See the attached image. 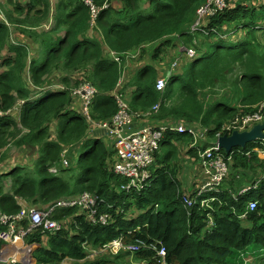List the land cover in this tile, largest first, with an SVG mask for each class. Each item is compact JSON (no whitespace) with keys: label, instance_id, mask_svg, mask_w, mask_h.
Instances as JSON below:
<instances>
[{"label":"trees","instance_id":"trees-1","mask_svg":"<svg viewBox=\"0 0 264 264\" xmlns=\"http://www.w3.org/2000/svg\"><path fill=\"white\" fill-rule=\"evenodd\" d=\"M8 1L13 8L6 20L13 23L14 13H24V17L17 20L21 26L17 36L22 41H9L8 27L0 22V161L12 141L16 148H29L37 156L28 166L31 170L21 165L0 172V212L18 213L20 201L43 209L87 192L97 196L96 217L103 214L110 219L106 225L96 224L78 207L55 212L52 219L62 223L61 230H35L27 235L24 240L38 247L22 264H115L107 257L89 260L85 251L86 245L101 249L113 241L138 246L132 254L146 264H159L154 250L158 248L165 249L171 264H231L236 251L250 244L264 247V179L258 188L239 194L264 172V161L254 150L263 149L264 141L234 147L229 153L221 149L228 173L219 193L205 194L215 195V200L206 207H184V194H194L196 180L192 176L198 169L203 172L197 150L189 148L192 135L165 132L160 146L169 147L162 160H157L158 151L155 153L150 186L127 192L121 189L125 181L110 169L114 151L98 146L100 138L89 132L91 126L81 114L82 99L73 94L84 82L96 88L90 104L93 120H110L118 110V93L130 112H149L148 122L201 124L214 140L236 115L264 106V0H227L226 8L205 18L203 30L196 32L186 26L195 20L196 9L205 0H148L147 8L140 0H122L121 9H101L95 26L85 0H56L52 26L39 32L35 27L50 15L49 1L29 0L24 5ZM91 1L102 7L111 0ZM90 28H96L101 38L89 37ZM176 34L178 38L171 39ZM28 38L37 45L36 50ZM174 41L178 44L171 46H192L195 56L188 61L180 58L177 71L168 75L167 88L157 91L155 82L163 74L152 62L159 61L163 46ZM152 43L149 61L136 67L123 83L125 58L136 54L141 60L145 47ZM177 54L187 57L182 48ZM176 55L164 67H170ZM218 81L230 87L229 98L205 103L209 94L204 91L213 90ZM50 85V89L57 88L50 90ZM127 88L131 89L128 97L124 94ZM158 103L153 113L151 109ZM89 136L88 147L84 143ZM78 144L86 148L78 154V170L72 175L69 167L60 168L59 164L69 146L73 149L68 157L79 153ZM199 146L203 150L210 142H199ZM182 147L187 150L178 158ZM2 165L0 162V169ZM180 172H184L182 179L191 178L192 189L185 188V182L181 187ZM250 200L257 201L251 211L247 208ZM129 211L136 215L127 217Z\"/></svg>","mask_w":264,"mask_h":264},{"label":"built area","instance_id":"built-area-1","mask_svg":"<svg viewBox=\"0 0 264 264\" xmlns=\"http://www.w3.org/2000/svg\"><path fill=\"white\" fill-rule=\"evenodd\" d=\"M85 3L90 7L91 21L93 22L99 14V11L106 8V3L102 7H96L91 0H85ZM226 6L227 0H205L196 9V17L192 22V32L202 31V21L207 17L214 16ZM188 54L193 56L194 50L189 49ZM168 79V77L158 78L155 82V89L163 92L167 88ZM76 89L73 90V94L79 95L82 99L81 114L91 126L89 132L91 130L102 131L104 135L110 136L113 139V147L116 152L111 159L112 164L110 169L115 176L125 181L121 189L127 192H139L149 187L152 175L150 167L155 162V153L159 150L160 142L165 132L170 131L192 135V142L189 148L192 147L198 152L199 163L203 169V180L199 188L193 190L194 194L192 197L184 194V207H191L197 204L206 207L209 205V202L215 200L216 196L206 197L205 194L220 192V184L228 173V166L227 160L220 153L221 149L218 146L217 138L223 134H231L233 130H249L254 124L261 123L264 120V106L261 105L253 113L236 115L228 125H223L221 131L215 135V139L213 140L209 139L206 135L208 131L207 127L201 124H187L181 121L169 122L167 124L148 122L145 118L150 115L149 112L145 114L130 112L128 103L118 93H115L118 110L110 120H93L90 112V104L97 94L96 88L91 83L84 82ZM158 108L159 103L153 106L151 110L153 113H156ZM205 141H209L210 146L202 150L199 142ZM72 149L73 147L69 146L62 152L61 163L65 167H69V161L66 156ZM255 151L258 153L259 159L264 161V148ZM51 171L55 172L56 169L52 168ZM263 179L264 172L255 183L242 188L239 194H245L250 189L258 188L259 182ZM96 202V195L84 192L78 198H63L43 209L25 204L22 205L21 210L16 214L7 215L0 212V241L9 248L5 251L6 253L0 256V264L16 263L13 256L18 254L17 252L19 251L17 248H19L26 236L35 230H40L43 233L59 232L62 228V223L52 219V216L60 210L78 207L79 211L90 214L94 223L99 225L108 224L110 219L106 218L105 215L98 214L96 217ZM256 206L257 201H248V210H254ZM240 217L244 218L245 214H242ZM208 224L212 226L213 222L211 218H209ZM18 240L21 243L16 246ZM114 242L120 245V248L130 253L138 249V246H123L119 241ZM103 247H106V245ZM11 250L14 252L11 253ZM154 250L156 251L159 264H171L166 260L164 248ZM251 258L252 256L244 258V261L251 262ZM142 264H146V262L142 261Z\"/></svg>","mask_w":264,"mask_h":264},{"label":"rangeland","instance_id":"rangeland-1","mask_svg":"<svg viewBox=\"0 0 264 264\" xmlns=\"http://www.w3.org/2000/svg\"><path fill=\"white\" fill-rule=\"evenodd\" d=\"M27 1H29V0H12V2H17V3H20L22 5H24ZM48 1H49V4H50V7H51L50 15L48 16V18L45 21H43L40 24V26L35 27V30L37 32H39L41 30H48L52 26V24L54 22L52 20L51 16H52V14H54L53 9H54L56 0H48ZM140 1H141L142 7L147 8V6L149 4L148 0H140ZM105 6L106 7L107 6H112V7H116L118 9H121L123 7V1L122 0H111L110 2L108 1L105 4ZM12 8H13L12 4L8 0H0V22L1 23L3 22L8 27L9 41H11V42L22 41V39L18 38V36H17L19 33H21L19 31L20 27H21L20 26V22H17V20H20L21 18H23L24 17V13H21V14L14 13V17H13L14 21H13V23L9 22V21L6 20V14H7V12L12 11ZM221 11H218V12H221ZM36 15L37 14H35V13H31V16H33V17H35ZM91 24L95 26V24H93V21H91ZM186 28H189L192 31V29H191L192 28V22L190 24H188V26H186ZM29 29H31V28H29ZM231 30H233V29L231 28ZM235 33H237V31H235ZM238 33H239V36H240V35H242L243 32L242 31H238ZM207 34H209V33L207 32L206 35ZM227 35H229V33H227ZM88 36L89 37L95 36V37L101 38L100 37V33H99V31L96 28H90L88 30ZM178 36L179 35L176 34L173 37H171V39H176V38H178ZM229 38H230V35H229ZM236 38H234V39H236ZM28 42H29L28 44L32 47V50H36L37 49V45L32 43L30 38H28ZM173 44H178V42L174 41L172 44L164 45L163 49L165 51L160 54V58L161 59L159 61H157V59H156V60H153V62H152V64L157 65V68H159V70H161V71L165 70L164 66L169 65V62L171 61V57L175 56L176 53H177V50L180 48V46H171ZM154 45L155 44L152 43V44H150V45L145 47L146 48V53L143 55L141 60L127 62V64H126L127 68L123 72L124 78H125L123 80V83L126 80H128L129 76L130 77L132 76L133 70H135L136 67L142 66L145 62L149 61V53H150V51H152V49H154ZM190 48L194 49L192 46H188L187 45V47H186V50H187L186 59H192V58H190V56H188V51H189ZM3 54L6 55L7 54L6 51H3ZM180 56L181 55L177 54L176 58H179ZM137 57H138V55H137ZM186 59H184V60L187 61ZM176 63L177 62H175V63L172 62L170 64L169 68H170V70L172 72L173 71H177V69H175ZM218 82L219 83L216 84V86H215V88L213 90H205L204 91L206 95L209 94L207 96V98L205 99V103H209L211 101H217V100H223L224 101V99L229 98L230 87L228 85L221 86L222 83H220V81H218ZM54 84H58V82H54ZM167 86H168V84H167ZM50 87H51V85L47 86V88H49V89H50ZM56 88L57 87H54L53 89H50V90H54ZM130 90H131L130 88H127L125 90V92H124V94L127 97L129 96V93H130L129 91ZM226 94H228V96H226ZM123 100L126 102V100L124 98H123ZM235 103H236V101H235ZM229 123H230V120H229L228 124ZM55 126H56V122L53 123V128H55ZM95 137L100 138L98 146L104 145L110 151H114V154H115L116 150L113 147V139H110L108 136L103 135V134L95 135ZM89 138H91V137L89 136L87 138L88 140H86V142L84 143V145L86 144V146H88V147L91 144V139H89ZM259 143H261V142H259ZM78 145H80V144H78ZM84 145L82 144L78 148L79 153L77 152V154L72 155L70 157H68V154L66 156L68 161H69V168L71 169L70 170L71 171L70 174H72V175H76V173H77V170H78L77 169V165L79 163V157H78L79 155L78 154H80V152L86 148V146H84ZM168 147L169 146L167 144H163V145H161L159 147L158 154H157V160H162L164 158ZM4 150L6 152V156H5V158L3 160L0 161V162H3V165H2L3 166V168H2L3 170H5V169L8 170L10 167L21 166V165H24L26 168L31 170V167H28V166H31L33 164L34 158H36V156H37V154L35 155L36 152L34 150H30L29 148H25V149L16 148L15 144L13 143V141L10 142L9 145ZM4 150L2 152H4ZM186 150H187L186 147H182L180 153H178V154L183 156L185 154ZM254 150H259V148L254 149ZM114 154L112 155V157H114ZM154 164H155V162H154ZM59 167L60 168H68V167H65L63 165V163L59 164ZM2 169H0V170H2ZM202 176L203 175H202V172H201L200 169H198L196 174L192 176L193 179L196 180L195 181V183H196L195 189L199 188V186L202 184V180H201ZM193 186H194V184H190V187L185 185V188L187 187L188 189H192ZM134 213H136V212H134ZM135 215L136 214H133V211H129L127 213V217H133ZM116 242H118V241H116ZM27 246H31V245L28 244L24 240V242L19 246V248H17V250L19 252H17L18 254H15L13 256L15 258L14 261H16V263L17 262L19 263V262H21L23 260V257L26 254V247ZM120 247L121 246L118 245L117 243L111 242V243L107 244L106 247H103L101 249L98 248V247H91L90 245H86L85 251L87 253V257L89 258V260H90V258L98 256V257H101V258L102 257H107L108 259L110 258V260L113 261L115 264H142V261H139V260L137 261V259H135L134 255L132 253L127 252L125 249L120 248ZM29 248H31L34 251L36 246L33 245L32 247H29ZM13 252L14 251L11 250V253H13ZM254 254H257V255L253 256ZM0 256H2V253H0ZM249 256H253V257L251 258V262L248 263V264H264V247H262L260 245H257V244H250L245 249H243L241 251H236L234 256L231 259L232 260L231 264H241V262L244 261L243 257H249ZM6 257H8V256H6ZM9 257H11V256L9 255ZM70 263H72V262L69 261L68 263H65V264H70Z\"/></svg>","mask_w":264,"mask_h":264},{"label":"water","instance_id":"water-1","mask_svg":"<svg viewBox=\"0 0 264 264\" xmlns=\"http://www.w3.org/2000/svg\"><path fill=\"white\" fill-rule=\"evenodd\" d=\"M259 140L264 141V120L254 124L249 130H233L231 134H223L217 138V143L220 149L229 153L234 147L244 148L246 144Z\"/></svg>","mask_w":264,"mask_h":264},{"label":"crops","instance_id":"crops-1","mask_svg":"<svg viewBox=\"0 0 264 264\" xmlns=\"http://www.w3.org/2000/svg\"><path fill=\"white\" fill-rule=\"evenodd\" d=\"M180 46V49L182 48V50H184L185 52H186V55H187V50H186V47L185 46H183V45H179ZM190 49H192V48H190ZM192 50H194V49H192ZM188 56H190L189 54H188ZM194 56H195V51H194ZM136 57V54H134V55H129L128 57H126L125 58V64H127V62H129L131 59H134V61H136L137 60V58H135ZM180 58H182V61H183V58L184 59H186V57L185 56H180L179 58H175V60L173 61V62H177ZM190 58H193V56H190ZM187 61L188 60H190V59H186ZM171 70H170V68L167 66V67H165V70H160V73H161V75L163 76V77H170V76H168L171 72H170ZM122 76H124V74L122 73ZM124 78V77H123ZM93 132L94 131H92V134H93ZM96 133L95 134H93V136H95V135H100V134H103L102 133V131H95ZM104 135V134H103ZM107 136V135H106ZM110 139H112L110 136H108ZM178 158H182L181 157V155L179 154L178 156H177ZM157 163V161H155V164ZM154 164V165H155ZM11 168V167H10ZM9 168V169H10ZM2 171H7V169H5V170H0V172H2ZM184 172H180L179 173V175H178V179L179 178H181L183 175ZM181 180H182V185H181V187L183 188V186H184V182L185 183H188V186H189V183L191 182V178L189 177V176H187L186 178H181ZM185 180V181H184ZM20 204L21 205H25L26 203L25 202H23V201H20ZM23 242H24V240H23ZM22 242V243H23ZM21 242L19 241V242H17V244H16V246H18V244H20ZM31 246H27L26 247V254L24 255V257H23V260L21 261V262H19V263H26V262H28V259H29V257H30V255L32 254V252H33V250L31 249V248H29V247H32L33 245H35L36 246V248L38 247V245L37 244H35V243H32V244H30ZM1 247H0V253H2V255L4 254V253H6L5 251L6 250H8L9 248L8 247H6V245L3 243L2 245H0ZM255 255H257V254H254L253 256H255ZM252 256V257H253ZM22 257V256H21ZM244 258H247V257H243V260H244ZM22 259V258H21ZM248 263H250V262H245V261H242L241 262V264H248Z\"/></svg>","mask_w":264,"mask_h":264},{"label":"clouds","instance_id":"clouds-1","mask_svg":"<svg viewBox=\"0 0 264 264\" xmlns=\"http://www.w3.org/2000/svg\"><path fill=\"white\" fill-rule=\"evenodd\" d=\"M193 57H194V55H193ZM95 132V131H94ZM91 133H92V130H91ZM94 134V133H93ZM257 142H262L261 140H259V141H257ZM61 164V163H60ZM154 165V164H153ZM152 165V166H153ZM150 170H151V168H150ZM150 186V185H149ZM148 188V187H147ZM127 252H129V251H127Z\"/></svg>","mask_w":264,"mask_h":264},{"label":"bare ground","instance_id":"bare-ground-1","mask_svg":"<svg viewBox=\"0 0 264 264\" xmlns=\"http://www.w3.org/2000/svg\"><path fill=\"white\" fill-rule=\"evenodd\" d=\"M17 242H19V240Z\"/></svg>","mask_w":264,"mask_h":264}]
</instances>
